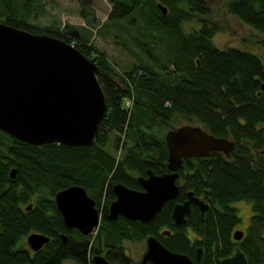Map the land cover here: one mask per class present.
<instances>
[{"label":"trees","instance_id":"trees-1","mask_svg":"<svg viewBox=\"0 0 264 264\" xmlns=\"http://www.w3.org/2000/svg\"><path fill=\"white\" fill-rule=\"evenodd\" d=\"M74 1L81 16L91 20L96 0ZM108 1L112 8L96 31L114 36L125 49L138 47L150 63L143 60L119 73L92 45L85 28L34 23L31 19L42 12L44 0H0L1 22L65 40L94 61L107 105L97 139L89 146H34L0 130V264H62L65 259L93 264L88 249L94 234V253L118 264L130 261L124 242L149 236L193 260L202 248L199 264H221L235 246L243 251L246 264H264L262 56L232 46L219 48L213 40L219 27L208 18L204 0ZM159 3L166 7L165 14ZM225 6L264 34V0H227ZM185 24L193 27L187 30ZM185 122L232 140L235 148L230 156L213 151L207 157L183 158L176 198L149 222L109 219L115 184L141 190L137 178L146 177L147 170L170 172L165 133ZM73 185L82 186L100 212L95 232L86 236L66 229L54 200L57 192ZM189 192L203 197L211 208L201 214L192 206L185 223L175 224L173 205L184 202ZM236 201L251 205L240 245L232 241L240 222L232 205ZM31 232L53 240L33 257L22 246ZM62 233L68 235L67 243L58 238Z\"/></svg>","mask_w":264,"mask_h":264},{"label":"water","instance_id":"water-1","mask_svg":"<svg viewBox=\"0 0 264 264\" xmlns=\"http://www.w3.org/2000/svg\"><path fill=\"white\" fill-rule=\"evenodd\" d=\"M165 14L167 9L159 3ZM99 67L90 58L65 40L47 34H33L0 21V130L29 145L61 143L66 146L91 145L98 136V126L107 113V105L97 79ZM264 89V83L261 86ZM168 148L167 166L170 172L137 178L141 190L121 183L113 186L115 199L108 208V217L149 222L168 202L179 186L176 180L183 158L207 157L221 151L227 157L235 143L217 138L197 125L184 124L165 133ZM12 169L10 177L14 178ZM57 209L66 227L83 234L99 224L100 212L95 201L79 185L55 194ZM191 204L203 212L206 208L192 192L176 203L171 217L175 224H184ZM169 234V231L162 232ZM238 240L243 231L233 232ZM33 249H39L47 239L37 233L27 237ZM200 250L198 249V253ZM194 264L185 254L166 248L154 236L146 238V250L139 263ZM94 264H118L105 257H93ZM221 264H246L239 250Z\"/></svg>","mask_w":264,"mask_h":264},{"label":"rangeland","instance_id":"rangeland-1","mask_svg":"<svg viewBox=\"0 0 264 264\" xmlns=\"http://www.w3.org/2000/svg\"><path fill=\"white\" fill-rule=\"evenodd\" d=\"M226 1L204 0L210 10L208 18L219 27V30L213 36L214 43L219 48L232 46L259 54L264 60V34L254 30L229 13L225 6ZM91 7L93 15L90 16L92 19L88 20V18L81 16L78 4L74 0H44L42 12H39L31 20L41 26L55 24L60 28H64L68 24L85 28V33L90 34L92 45L106 54L108 60L116 67L115 69L119 73L130 69L133 65H137L143 60L150 63L138 47L132 45L129 49H125L115 41L116 38L114 36L101 34L96 31V26L106 20L112 8L108 0H96ZM186 25L188 26L186 27ZM192 25L196 27L197 22H193ZM192 25L185 24V27L190 30L193 27ZM183 124H186V122ZM109 145L111 146L110 142ZM243 202L237 209L241 218L239 224L241 229L247 227L248 218L251 214L250 203ZM123 245L128 250L133 261H138L145 251L144 240L140 242H124Z\"/></svg>","mask_w":264,"mask_h":264},{"label":"flooded vegetation","instance_id":"flooded-vegetation-1","mask_svg":"<svg viewBox=\"0 0 264 264\" xmlns=\"http://www.w3.org/2000/svg\"><path fill=\"white\" fill-rule=\"evenodd\" d=\"M235 148V147H234ZM221 152V151H220ZM225 155V154H224ZM226 156V155H225ZM193 194V193H192ZM194 197H196L195 195H194ZM176 198V197H175ZM174 198V199H175ZM196 198H198L199 200H201L202 202H203V204L205 205V209H204V211L202 212L201 211V208L198 206V205H196V204H191V206H190V209H191V207L192 206H195V207H197L198 209H199V211H200V213L201 214H204L205 212H207V211H209V209L211 208V204L209 203V202H207L203 197H196ZM241 203H244L243 201H236V202H234L232 205L236 208V209H239V207H240V204ZM176 204V203H175ZM174 204V205H175ZM174 205H173V207H174ZM172 214V213H171ZM250 216H251V214H250ZM250 216H249V218H248V222H247V225L249 224V220H250ZM172 218V217H171ZM239 218H240V216H239ZM173 220V219H172ZM174 222V221H173ZM240 222H241V218H240ZM240 222L236 225V227H234V229H233V231H236V230H240V231H243V236L240 238V239H238V240H236V239H234L233 238V236H232V241L233 242H235L236 244H242V239H243V237L245 236V232H246V228L244 229V228H240ZM66 227V226H65ZM66 229L67 230H75V231H78V232H80L78 229H76V228H68V227H66ZM95 231L93 230L92 232H90V233H94ZM162 232H164V231H162ZM31 233H37V232H31ZM30 233V234H31ZM81 233V232H80ZM90 233H88V234H90ZM37 234H39V233H37ZM82 235H88V234H83V233H81ZM233 235V234H232ZM27 237H28V235L27 236H25L24 238H23V240H22V246H23V249L31 256V257H33L35 254H37V253H39L41 250H43L44 248H46L53 240H52V238L51 237H47V236H44L46 239H47V241L45 242V243H43L42 244V246L39 248V249H37V250H35V249H33L32 248V246H31V244H30V242L28 241V239H27ZM58 238L63 242V243H67L68 241H69V237H68V235H66V234H64V233H62V234H59L58 235ZM194 238H195V236H194ZM94 239H96V234H94V236H92V238H91V247L92 246H94V244H93V242H95V240ZM145 241V250H146V240H144ZM124 244V243H123ZM91 247H89V249H88V251H91L92 252V255L90 256L91 257V261H92V263H93V257L94 256H98V255H101V256H103V257H105L104 255H103V253L101 254V253H94V250L91 248ZM199 248V250H200V252L198 253V249H197V251H196V258H195V260H193V259H191L190 257V259L194 262V264H196L197 262H198V264L199 263H201V257H202V255H203V250H202V248H200V247H198ZM125 253L127 254V256L130 258V261H129V264H131V263H139L141 260H142V257H143V255H141V257H140V259L138 260V261H133V259H132V257L130 256V254H129V252H128V250L126 249V247H125ZM237 250H239V247L238 246H235L234 247V250H233V253L231 254V255H229L228 257H226V258H229V257H232L235 253H236V251ZM240 252H242L243 253V251H241V250H239ZM145 252V251H144ZM144 252H143V254H144ZM245 257V256H244ZM225 259V258H224ZM107 260V259H106ZM223 260V259H222ZM245 260H246V257H245ZM108 261V260H107ZM196 262V263H195ZM62 264H75V262L74 261H72V260H69V259H65V260H63L62 261ZM94 264V263H93ZM146 264V263H145Z\"/></svg>","mask_w":264,"mask_h":264}]
</instances>
